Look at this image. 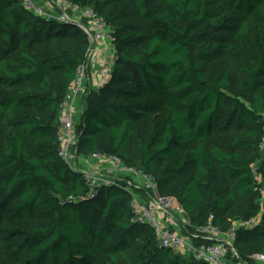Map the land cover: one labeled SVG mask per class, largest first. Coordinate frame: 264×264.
<instances>
[{"label": "trees", "instance_id": "trees-1", "mask_svg": "<svg viewBox=\"0 0 264 264\" xmlns=\"http://www.w3.org/2000/svg\"><path fill=\"white\" fill-rule=\"evenodd\" d=\"M68 1L97 12L115 49L108 80L84 98L77 153L116 155L157 185L191 165V178L177 185L175 195L159 194L176 198L193 216L190 230L207 223V211L222 231L231 220L260 216L234 241L239 255L257 264L251 256L264 255V203L262 212L259 202L251 204L244 218L234 211L231 220L222 215L230 214L229 201L258 197L253 167L242 154H263L264 0ZM125 2L147 26L145 34L133 32L123 10L113 9ZM231 12L243 17L235 43H227L245 74L239 96L230 94L226 69L217 76L204 71L225 42ZM67 36L79 37L74 46H40ZM134 44L139 48L125 50ZM87 46L79 26L35 14L19 0H0V223L3 216L16 220L0 230L15 264H210L158 245L149 225L131 221L133 195L146 200L149 188L123 178L90 194L83 174L59 156V108ZM158 103L165 110L162 122L153 115ZM146 118L144 136L137 125ZM240 126L241 135L225 133ZM257 172L264 179V156ZM219 181L227 186L225 198ZM142 233L146 241L121 261Z\"/></svg>", "mask_w": 264, "mask_h": 264}, {"label": "built area", "instance_id": "built-area-1", "mask_svg": "<svg viewBox=\"0 0 264 264\" xmlns=\"http://www.w3.org/2000/svg\"><path fill=\"white\" fill-rule=\"evenodd\" d=\"M19 1L35 14L69 22L74 21L86 34L88 46L84 61L78 67L76 77L65 93L59 108L58 136L59 156L70 169L83 174L89 193L92 194L101 186L112 184L118 179H138L141 183L135 184L136 187L149 188L151 193L146 200L133 195L131 221L149 225L158 245L172 248L183 254H190L196 260L210 264H248L234 247V241L238 230L254 228L258 225L260 216L232 221L226 231L213 225L211 216L205 225L189 230V222L184 218L186 212L183 206L172 196L160 195L157 191V183L152 176L142 173L133 166L126 165L116 155L77 153L78 135L75 129L77 114L79 111L82 112L84 98L89 92H87L85 69L96 62L100 49L105 48H99L98 44L110 39V27L92 7L80 6L68 0H47L42 4H38L37 0ZM112 64L113 59L102 64L99 70L105 82L110 76ZM77 104H80L78 112ZM259 149L264 152V136L260 140ZM255 173L253 169V174L257 178ZM127 182L130 184L131 181ZM161 216L173 222L177 231L167 229ZM191 238L207 241L194 244ZM251 258L257 264H264L263 254L255 253Z\"/></svg>", "mask_w": 264, "mask_h": 264}, {"label": "rangeland", "instance_id": "rangeland-1", "mask_svg": "<svg viewBox=\"0 0 264 264\" xmlns=\"http://www.w3.org/2000/svg\"><path fill=\"white\" fill-rule=\"evenodd\" d=\"M47 1V0H45ZM113 9L119 10L122 9L124 12V20L131 24L132 26V30L133 32L137 33V34H145L147 32V26L141 21V19L139 18L135 8L133 7L131 2H125V3H121L115 7H113ZM243 20V17L240 16L239 14L230 13V20H229V25H228V30L225 31L224 36H225V42H222L220 44V47L216 50V52L213 54V56L211 57V60L207 61L205 63L204 66V71L206 72L207 76H217L219 74V72H221L222 70L226 69L228 71V80L230 83V94L232 96H239V93L242 91L243 86H244V80H245V74L241 73L240 70H238L237 66L234 63V59L233 56L229 53V48L227 47V43L228 42H234L236 40V31L238 30L239 25L241 24ZM79 37H71V36H67L61 39H56L53 40L52 42H48V43H42L40 46L43 48V50L45 51H51L53 48L55 47H72L76 44V40H78ZM108 40V46H109V50H108V58H104V61H101L100 64V68L101 65L109 62L113 59L114 55H115V49L113 47L112 44V37L110 36V39H106ZM139 45L134 44V45H130L128 47L125 48V50H134V49H138ZM106 52V51H105ZM86 53V52H85ZM101 55V57L105 56ZM99 56H97L96 58V62L98 61ZM90 66V65H89ZM88 66V67H89ZM87 67V68H88ZM85 72H87V69H85ZM110 99V97H109ZM78 112V110H77ZM153 115L156 117L157 121L162 122L163 117L165 115V110L161 107L160 103L157 104V106L155 107L154 111H153ZM79 114V113H78ZM77 114V115H78ZM78 117V116H77ZM138 128L139 130L143 133L144 136L147 135L148 130H149V126H150V118H146L140 122H138ZM243 130V126L239 127V130H235L233 128L228 129L225 131V133L227 134V136H232L235 134L241 135V132ZM263 152V151H262ZM136 154V152H134ZM251 164V166L253 167V169H255V174L257 176V182H258V197L257 198H247L244 200H240V199H235L234 201H229V205L231 207V211L230 214H225L222 215L223 219H227V220H231L232 219V213L231 212H235L236 216L244 218L246 216H248V211H249V207L251 206V204H253L254 202H259L260 204V210L259 212H262L263 210V203H264V179L261 178V176H259L258 172H257V168L258 165L260 163V161L262 160V157L264 156V152L259 153V152H255V153H243L242 154ZM174 157L170 158L169 160H172ZM193 174V169L191 167V165L188 166V170L181 175H170V182L168 184H164V185H157V191L158 193L162 194L168 190L172 191V194L175 195L176 193V188L177 185L188 181L191 176ZM121 176H119L120 178ZM123 178V177H121ZM129 181L133 182L134 184H139L141 183V181H139L138 179H128ZM218 185L221 189L222 192V198L227 197L228 195V190H227V186L226 184H224V182L219 181ZM207 202L209 201V199H206ZM6 210H8V205L6 206L5 212ZM6 214V213H5ZM210 213L205 212V214L202 216V220H209L210 219ZM39 218H45L46 217V213H41L39 216ZM3 221L2 223H0V228L4 225V224H10V225H14L16 220L11 219L9 217H5L3 216ZM184 218L186 221L190 222V220L193 218L192 215H187L186 213L184 214ZM261 218L259 219L260 222ZM235 221V220H231ZM14 223V224H13ZM227 222H224V227H226ZM227 228V227H226ZM190 230V228H189ZM183 235L186 236V233L183 232ZM147 238V234H141L138 239H136L135 241H133L132 245L128 248L127 252L123 255V257L120 259L121 261H126L131 259V257L139 250V248L141 247V245L146 241ZM8 240L6 238H4V233L3 231L0 230V264H15L14 258L10 255L9 250L6 246ZM248 246L253 247L255 246V243L249 241Z\"/></svg>", "mask_w": 264, "mask_h": 264}, {"label": "crops", "instance_id": "crops-1", "mask_svg": "<svg viewBox=\"0 0 264 264\" xmlns=\"http://www.w3.org/2000/svg\"><path fill=\"white\" fill-rule=\"evenodd\" d=\"M37 3L42 4V3H44V1L37 0ZM107 44H108V40L99 42L98 47L99 48L105 47V48L100 49V52L98 53V56H99L98 61L95 62L94 64H91L87 68L86 76H87V92L89 91L88 94L91 91H96V90L100 89L102 87V85L105 83V81L101 78V73L99 72V70L101 69L100 68L101 61L102 60L104 61V58H108L107 53L109 50V46H108L109 44L108 45ZM104 54H106V55L101 57V55H104ZM77 103H78V101H77ZM79 105L80 104H77V110H78ZM78 113L79 114L77 115L78 116L77 122H79V120L81 118L80 111ZM161 220L163 221V223L167 229H169L170 231H172V230L177 231V227L174 225V223L171 222L170 220H168L165 216H161Z\"/></svg>", "mask_w": 264, "mask_h": 264}, {"label": "water", "instance_id": "water-1", "mask_svg": "<svg viewBox=\"0 0 264 264\" xmlns=\"http://www.w3.org/2000/svg\"><path fill=\"white\" fill-rule=\"evenodd\" d=\"M70 23H72L73 25H76V23L74 21H71ZM77 26V25H76Z\"/></svg>", "mask_w": 264, "mask_h": 264}, {"label": "bare ground", "instance_id": "bare-ground-1", "mask_svg": "<svg viewBox=\"0 0 264 264\" xmlns=\"http://www.w3.org/2000/svg\"><path fill=\"white\" fill-rule=\"evenodd\" d=\"M42 1H44V0H42ZM45 2V1H44ZM73 25V24H72ZM76 25H77V23H76ZM76 25H74V26H76Z\"/></svg>", "mask_w": 264, "mask_h": 264}]
</instances>
